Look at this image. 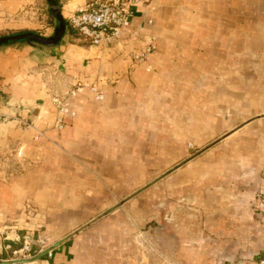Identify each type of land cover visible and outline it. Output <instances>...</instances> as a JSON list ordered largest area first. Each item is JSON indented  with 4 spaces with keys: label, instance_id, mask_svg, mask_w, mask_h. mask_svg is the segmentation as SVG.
Wrapping results in <instances>:
<instances>
[{
    "label": "crops",
    "instance_id": "1",
    "mask_svg": "<svg viewBox=\"0 0 264 264\" xmlns=\"http://www.w3.org/2000/svg\"><path fill=\"white\" fill-rule=\"evenodd\" d=\"M59 1L62 12L88 2ZM147 37L154 49L135 61ZM45 63L95 83L103 98L85 86L71 98L75 115L50 126L34 72ZM0 114L17 116L0 121V144L24 162L0 181V233L16 222L10 236L53 245L28 264H129L133 236L146 229L166 235L185 264L264 256L255 197L264 183V0H139L116 38L92 43L66 31L51 47H0ZM6 243L0 235L4 261Z\"/></svg>",
    "mask_w": 264,
    "mask_h": 264
},
{
    "label": "rangeland",
    "instance_id": "2",
    "mask_svg": "<svg viewBox=\"0 0 264 264\" xmlns=\"http://www.w3.org/2000/svg\"><path fill=\"white\" fill-rule=\"evenodd\" d=\"M2 6L0 7V36L15 34L16 31L28 30L35 33H38L42 36H49L52 31H54L55 20L53 19L51 13L48 10L47 1L46 0H1ZM62 1V0H61ZM91 0H86V2ZM1 3V2H0ZM62 3H64L62 1ZM85 3L75 9L68 10L67 12H62L61 14L65 19V23L68 27H71L67 17L73 12L76 11L77 8L84 6ZM72 29V28H71ZM76 36V35H75ZM72 41V40H71ZM73 43H76L74 40ZM135 54V53H134ZM133 54V55H134ZM132 58L136 61L134 56ZM53 64H38L34 70V72L39 75L40 81L45 89L46 96L48 98V105L52 110L51 119L49 120V125L53 127V121L57 117V112L53 104L51 103L50 97L55 92L65 91L67 88L71 87L75 82L71 78V76L65 72L58 71L57 68L52 66ZM30 71L28 73H32ZM71 102V100H70ZM17 118V116H12L10 114H0V121H7L8 119ZM20 120V119H19ZM31 120V119H30ZM27 120V122H23L21 128H29V125L35 118H32L31 122ZM34 123H31V125ZM47 126V127H50ZM39 135H44V129H36ZM223 137H218L214 141L208 143L197 152H195L192 156L195 157L197 155L202 154L208 148L214 146L218 143ZM188 159H183L180 161V165L185 164ZM179 165V166H180ZM24 162L22 161L20 152L12 148L11 144H0V181H8L15 174L20 173L24 169ZM172 171V169H170ZM264 171V168L261 172ZM165 176V175H163ZM155 181H151L146 184L142 189L135 191V195L142 192L143 190L150 187ZM124 200V199H122ZM123 203V201H122ZM119 206V204L117 205ZM116 206V207H117ZM187 206V205H185ZM114 209V208H112ZM112 209H108L107 213H109ZM28 210H31L28 207ZM163 221L169 223L171 220V213H167L163 215ZM7 224V223H6ZM5 230H1L0 235L3 240L6 242L11 239L13 244H5V249L7 251L5 261L0 259V264H8L7 259L13 258L14 254L12 253L14 249L20 248L22 245L24 247L25 240L28 242V246L31 250L22 251L25 255L23 258V254H20L19 259L15 262L28 264L30 261L41 257L42 255H51L52 243L48 240H42L37 237L35 233H28L26 235L13 234L10 236L6 231H10V229L14 227H18L16 222H9ZM158 229H146L144 231H137L133 236V241L135 244V251L130 256L129 264H185L183 261L176 258L172 253L171 242L166 235L163 233H157ZM36 246V250L33 251V247ZM22 247V248H23ZM4 261V262H2Z\"/></svg>",
    "mask_w": 264,
    "mask_h": 264
},
{
    "label": "built area",
    "instance_id": "3",
    "mask_svg": "<svg viewBox=\"0 0 264 264\" xmlns=\"http://www.w3.org/2000/svg\"><path fill=\"white\" fill-rule=\"evenodd\" d=\"M138 2L139 0H91L76 11H73L67 17V20L77 35L85 41L97 43L101 40L113 39L127 29L134 14V6ZM132 36L136 37L137 33L133 32ZM153 49V37H147L144 49L133 56L137 61L145 60ZM85 86L89 87L96 99L103 98L102 91L95 83L85 85L82 82H75L65 91L55 92L51 95V103L57 112V117L53 121L54 127L61 128L63 126L62 117L75 115V112L70 107V100L77 93L81 92ZM255 197L257 208L264 215V183L259 185ZM25 242L27 244L24 247L22 245L20 248L13 250L14 257L7 259L8 264H25L24 262H15L21 258L19 257L20 254H23V258H25L22 251L31 250L28 242L26 240ZM257 264H264V256L258 259Z\"/></svg>",
    "mask_w": 264,
    "mask_h": 264
},
{
    "label": "water",
    "instance_id": "4",
    "mask_svg": "<svg viewBox=\"0 0 264 264\" xmlns=\"http://www.w3.org/2000/svg\"><path fill=\"white\" fill-rule=\"evenodd\" d=\"M46 1L48 10L55 20L54 31L49 36H42L32 31L2 35L0 36V47L24 42L43 47L57 45L65 30V19L61 14V3L59 0Z\"/></svg>",
    "mask_w": 264,
    "mask_h": 264
},
{
    "label": "trees",
    "instance_id": "5",
    "mask_svg": "<svg viewBox=\"0 0 264 264\" xmlns=\"http://www.w3.org/2000/svg\"><path fill=\"white\" fill-rule=\"evenodd\" d=\"M53 17V16H52ZM53 19H54V17H53ZM69 28V30L67 29V24L65 23V30H64V33L67 31V32H70V33H72L74 36L77 34L73 29H71V27H68ZM25 32H27V31H25ZM64 35V34H63Z\"/></svg>",
    "mask_w": 264,
    "mask_h": 264
}]
</instances>
